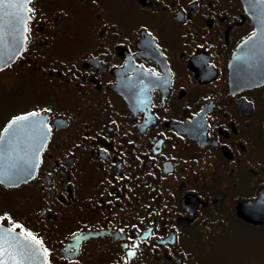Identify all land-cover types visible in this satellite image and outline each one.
<instances>
[{
	"label": "flooded vegetation",
	"instance_id": "obj_1",
	"mask_svg": "<svg viewBox=\"0 0 264 264\" xmlns=\"http://www.w3.org/2000/svg\"><path fill=\"white\" fill-rule=\"evenodd\" d=\"M29 113L47 139L31 177L0 181V223L46 264L264 249V220L238 212L264 219V0H30L0 135Z\"/></svg>",
	"mask_w": 264,
	"mask_h": 264
},
{
	"label": "water",
	"instance_id": "obj_2",
	"mask_svg": "<svg viewBox=\"0 0 264 264\" xmlns=\"http://www.w3.org/2000/svg\"><path fill=\"white\" fill-rule=\"evenodd\" d=\"M29 1L0 0V69L10 64L24 45ZM248 56L240 65H244V69L234 70V73L250 74L248 66L252 61L263 58L256 52ZM47 135L48 128L40 114L13 118L0 135V181L11 184L31 177ZM238 212L248 221L264 220L259 210L253 208L251 213L247 205L239 206ZM0 264H46V258L34 238L0 223Z\"/></svg>",
	"mask_w": 264,
	"mask_h": 264
},
{
	"label": "rangeland",
	"instance_id": "obj_3",
	"mask_svg": "<svg viewBox=\"0 0 264 264\" xmlns=\"http://www.w3.org/2000/svg\"><path fill=\"white\" fill-rule=\"evenodd\" d=\"M257 248L260 247L250 242L247 245L240 242L231 247L230 256L221 258L216 254L213 264H264V249Z\"/></svg>",
	"mask_w": 264,
	"mask_h": 264
}]
</instances>
